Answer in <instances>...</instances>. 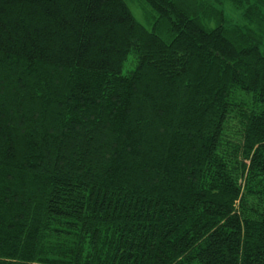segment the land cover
I'll return each mask as SVG.
<instances>
[{
  "label": "trees",
  "instance_id": "16d2710c",
  "mask_svg": "<svg viewBox=\"0 0 264 264\" xmlns=\"http://www.w3.org/2000/svg\"><path fill=\"white\" fill-rule=\"evenodd\" d=\"M138 1L0 0V264H264V0Z\"/></svg>",
  "mask_w": 264,
  "mask_h": 264
},
{
  "label": "rangeland",
  "instance_id": "374dc122",
  "mask_svg": "<svg viewBox=\"0 0 264 264\" xmlns=\"http://www.w3.org/2000/svg\"><path fill=\"white\" fill-rule=\"evenodd\" d=\"M126 3L128 4V7L131 11V13L133 14V16L135 17L136 20H138L139 22H141L144 25L146 24L145 21V13L144 10L148 8L144 5H142L138 0H125ZM198 3H206L207 5L210 6H215L213 0H196ZM217 1V0H216ZM223 8L233 17H235L234 19H237V14L236 11L233 9L232 6H223ZM150 27V26H148Z\"/></svg>",
  "mask_w": 264,
  "mask_h": 264
}]
</instances>
